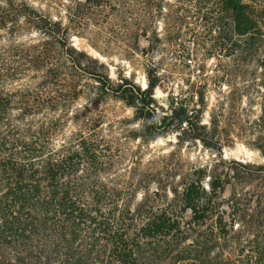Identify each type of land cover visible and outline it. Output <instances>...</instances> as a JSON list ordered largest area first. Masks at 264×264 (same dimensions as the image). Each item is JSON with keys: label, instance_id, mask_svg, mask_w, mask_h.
I'll use <instances>...</instances> for the list:
<instances>
[{"label": "trees", "instance_id": "trees-1", "mask_svg": "<svg viewBox=\"0 0 264 264\" xmlns=\"http://www.w3.org/2000/svg\"><path fill=\"white\" fill-rule=\"evenodd\" d=\"M34 1L0 0V264H264V197L256 232L231 228L220 182L206 188L195 169L178 187L163 157L146 160L152 133L125 119L114 135L109 98L153 114L154 86L101 76L68 40L115 0ZM221 1L241 35L255 29L254 0ZM117 4L141 32L146 7Z\"/></svg>", "mask_w": 264, "mask_h": 264}, {"label": "rangeland", "instance_id": "rangeland-1", "mask_svg": "<svg viewBox=\"0 0 264 264\" xmlns=\"http://www.w3.org/2000/svg\"><path fill=\"white\" fill-rule=\"evenodd\" d=\"M125 1L148 10L141 32L109 7L108 18L86 30L73 26L68 40L94 60L89 65L101 76L128 79L142 90L154 86L153 114L109 98L114 135L125 119L132 121L130 131L152 133L156 138L144 136L150 139L146 160L163 157L175 169L178 187L186 173L203 170L195 180L206 188L222 184L220 205L230 227L246 221L256 232V213L262 210L257 205L264 197V0L249 3L255 6V29L246 35L237 31L233 12L221 0ZM44 3L43 8L55 5L33 4ZM62 17L68 24L65 12ZM85 83L98 85L87 78ZM162 118L167 120L160 126ZM191 216L188 211L184 217ZM250 240L254 244L252 235Z\"/></svg>", "mask_w": 264, "mask_h": 264}]
</instances>
